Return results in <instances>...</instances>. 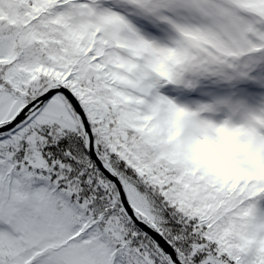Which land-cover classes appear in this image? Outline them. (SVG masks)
<instances>
[{
    "label": "snow or ice",
    "instance_id": "snow-or-ice-1",
    "mask_svg": "<svg viewBox=\"0 0 264 264\" xmlns=\"http://www.w3.org/2000/svg\"><path fill=\"white\" fill-rule=\"evenodd\" d=\"M0 264H264V0H0Z\"/></svg>",
    "mask_w": 264,
    "mask_h": 264
}]
</instances>
